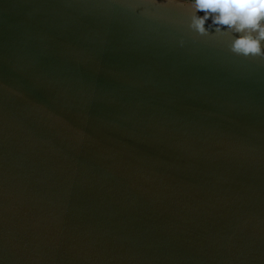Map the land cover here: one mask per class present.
<instances>
[{
	"label": "water",
	"instance_id": "obj_1",
	"mask_svg": "<svg viewBox=\"0 0 264 264\" xmlns=\"http://www.w3.org/2000/svg\"><path fill=\"white\" fill-rule=\"evenodd\" d=\"M165 2L0 0V107L10 173L48 182L38 211L193 264L227 211L181 205L264 189V56L192 32L186 0ZM38 258L68 260L50 244ZM248 264H264L259 243Z\"/></svg>",
	"mask_w": 264,
	"mask_h": 264
},
{
	"label": "snow or ice",
	"instance_id": "obj_2",
	"mask_svg": "<svg viewBox=\"0 0 264 264\" xmlns=\"http://www.w3.org/2000/svg\"><path fill=\"white\" fill-rule=\"evenodd\" d=\"M173 0L157 4L167 7ZM223 37L225 35H218ZM230 38V37H229ZM4 110L0 107V264L11 251L25 257L26 264H43L38 258L42 244H50L68 257L67 264H181L174 259L161 260L148 255L135 242L122 243L119 235L94 226L87 229L68 226L63 212L38 211V199L46 179H33L32 172L14 176L9 171L5 150L6 135ZM25 134L23 150L31 148ZM171 196V193H167ZM163 193L154 194L159 198ZM259 200L258 216L250 215V206ZM239 200L240 203H236ZM48 205L55 208L53 201ZM194 216H218L221 210L227 215L224 226L207 231L201 240L207 248L206 258L193 264H248L257 243L264 249V189L249 191L243 197L224 198L210 193L199 203L181 205ZM203 252V248L200 249Z\"/></svg>",
	"mask_w": 264,
	"mask_h": 264
},
{
	"label": "clouds",
	"instance_id": "obj_3",
	"mask_svg": "<svg viewBox=\"0 0 264 264\" xmlns=\"http://www.w3.org/2000/svg\"><path fill=\"white\" fill-rule=\"evenodd\" d=\"M186 4L192 32L227 35L233 53L264 56V0H186Z\"/></svg>",
	"mask_w": 264,
	"mask_h": 264
}]
</instances>
